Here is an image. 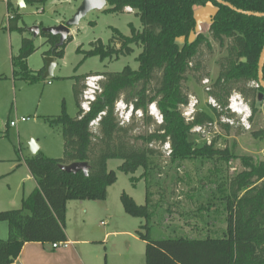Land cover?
<instances>
[{
    "label": "trees",
    "instance_id": "16d2710c",
    "mask_svg": "<svg viewBox=\"0 0 264 264\" xmlns=\"http://www.w3.org/2000/svg\"><path fill=\"white\" fill-rule=\"evenodd\" d=\"M224 1L241 10L264 12V0ZM207 3L215 7L208 33L226 49V55L218 60L219 72L210 94L224 107L232 90L236 89L249 100L252 113L257 112V92L263 89L249 84L258 81V58L264 44L263 16L242 14L215 0H107L109 12L127 11L126 7H130L139 17L141 27L131 26L130 35L113 29L108 43L98 40L92 42L88 50L78 48L77 51H83L85 57L117 60L138 50L135 57L138 67L133 69L126 65L120 71L97 72L104 77L100 82L101 92L85 113L79 107V98L88 74L76 78L73 85L78 105L76 115L69 117L63 113L49 120L50 126L59 128L62 133L63 157L49 158L37 152L26 158L25 164L37 187L22 199L19 208L0 211V221L8 226L7 238H0V264L12 263L26 242L65 240L66 202L104 200L107 186L116 179L115 171L107 169L110 158H120L119 169L127 174L142 168L140 178L146 183L145 204H137L126 193L121 194V202L127 213L145 219L140 227L144 231H138L146 242L145 264H264V160L254 162L251 156H241L243 169L225 179L218 177L215 191L198 199L204 201L197 209L199 220L206 224L207 216L224 213V226L205 230L204 235L194 237L178 233L174 226L172 236L160 239L151 237L148 226L158 207L150 188L161 181L156 178L158 164L153 159L159 151L149 146L150 143L168 140L170 161L178 164L203 157L214 158L217 165L218 160L227 163L236 157L228 148L216 149L214 143L195 146L191 140V129L195 125L212 124L220 116L216 108L209 105L211 112L196 111L191 120H186L181 111V106L188 102L185 83L191 77L198 79L194 74L202 69L198 58L200 47L202 44L211 47L203 33L189 40L196 26L194 6ZM41 35L48 47L43 54L57 59L64 55L65 45L72 38L69 36L62 46L56 47L58 36L44 32ZM181 37L183 44L177 41ZM35 50L33 39L22 37L17 64L23 78L30 81L44 78L43 67L33 73L24 64ZM262 73L264 80V65ZM121 96L132 105L131 119L135 118V111L141 110L145 121H149L148 106L154 103L162 116L156 129L134 136L132 125L119 124L114 109ZM98 115V129L94 132L90 122ZM223 126L230 128L228 124ZM252 136L263 138L264 129L252 132ZM73 161H87L88 175L82 171L63 172L58 167L59 163ZM218 168L216 166L208 175L211 181L217 176ZM200 187H204L202 183ZM217 201H225L222 210ZM166 211L172 214L170 209Z\"/></svg>",
    "mask_w": 264,
    "mask_h": 264
},
{
    "label": "rangeland",
    "instance_id": "374dc122",
    "mask_svg": "<svg viewBox=\"0 0 264 264\" xmlns=\"http://www.w3.org/2000/svg\"><path fill=\"white\" fill-rule=\"evenodd\" d=\"M79 2L80 0H25V6L19 7L18 0H0V200L7 197L19 198L31 188L33 182L27 179L26 175L30 174L25 164V159L32 156L28 145L31 139L37 143L38 151L44 156L55 159L63 157L62 133L59 128L51 127L49 120L63 113L69 117L76 115L78 105L73 85L77 77L97 72L120 71L126 65L133 69L138 67L135 60L138 50L117 60H101L98 56L85 57L83 51H77L78 48L88 50L91 43L98 40L108 43L113 29L130 35L131 26L137 29L141 27L139 17L133 12H109L106 10L109 5H106L102 10L89 11L78 25L71 27L72 38L65 45L64 55L57 59L53 75L33 81L23 78L17 56L22 37L32 38L27 28L33 24L45 27L52 25L57 18L66 19ZM200 9L206 10L207 14L211 13L203 6H194L197 20L195 31L190 34L189 40H193L197 33H203L207 35L211 47L201 45L198 58L201 60L202 69L194 74L198 79L191 77L185 83L188 100L192 97L198 100L195 112L192 116H185L186 120H191L196 111L201 109L211 112L207 101L211 94L206 88L212 89L219 72L218 60L226 55L225 47H220L208 33V19L197 16ZM17 27L24 31L20 32ZM177 41L183 44L184 38H178ZM33 42L36 50L24 60V64L28 71L34 73L44 65L43 53L48 47L42 35L33 39ZM205 78L209 79L208 84H204ZM234 92L240 93L234 89L230 94ZM117 103L118 107L127 104L122 96L115 103V107ZM149 106V121H145L141 111V115H135L134 119L130 118L129 122L122 123L116 108L114 110L119 124L132 125L131 134L136 136L154 131L160 123L150 112ZM256 107L258 112L257 115L253 114L249 130H244L240 125H229L230 128L226 129L219 121L221 115L211 125L191 129L190 137L195 146L214 143L216 149L228 148L236 157L227 163L218 160L215 165L214 158L203 157L185 160L180 164L172 163L168 140L149 144L159 151L153 159L158 164L156 172L159 173H156V178L161 180L158 186L150 188L153 192L151 197L158 206L148 221L153 239L172 236L174 226L178 233L192 237L204 235L205 230L224 226V213L206 215V224L199 220L197 209L204 201L198 199L215 191L218 177L225 179L242 170L244 166L241 156H251L254 162L264 160V138L257 139L252 136V132L262 130L257 117L264 118V103L257 101ZM184 110L190 111L182 105L183 114ZM226 115L234 118V121L238 120L237 116L228 111ZM21 117L25 120L21 121ZM11 121L15 123L11 125ZM90 129L97 132L98 122L90 126ZM137 142L140 143L141 140ZM121 163L120 158L107 160V169L115 171L116 179L107 186L104 200L71 199L66 202L64 228L70 234H80L82 238L96 240L97 244L93 247L98 249L100 264H145V244L138 234L145 219L132 216L124 210L121 194L126 193L137 204L144 205L146 183L140 178L142 168L133 174H127L119 169ZM216 166L219 167L217 176L211 181L208 175ZM16 204L17 207L20 206L18 201ZM217 205L222 210L225 201H217ZM166 208L172 211L171 215L167 214ZM202 213L205 215L204 210ZM110 230L117 233L110 235L107 240L103 239L105 232Z\"/></svg>",
    "mask_w": 264,
    "mask_h": 264
},
{
    "label": "crops",
    "instance_id": "0c3cea01",
    "mask_svg": "<svg viewBox=\"0 0 264 264\" xmlns=\"http://www.w3.org/2000/svg\"><path fill=\"white\" fill-rule=\"evenodd\" d=\"M203 7L209 9L211 13L207 14L206 10L200 9V11L197 13V16L200 19L201 18L208 19V24H210V19L215 11V7L211 3H207L203 5ZM62 20L63 19L57 18L54 20L52 24H56L58 22H61ZM47 83H50V81L47 80ZM257 112L255 113L256 115ZM257 118L259 119V123L261 124V126H259L260 129H264V118L260 116H258ZM28 172L30 175H26L27 179L33 182L31 183V188L27 192H23L19 196V198L7 197L6 199L0 200V202H2L0 204V211L6 210V208L9 209L19 208L21 206L22 199L26 197L34 188L37 187V182L33 177V175L31 174V172L29 171V169ZM17 201L18 203H20L19 207H17L16 204ZM64 231H65V241L69 242V245L67 247L53 248L51 246V242H26L23 244L18 256L10 264H14L15 262H19L20 264H100V254L98 253V249H95V247H93L95 246L94 244H97L96 240H91L85 237L82 238L80 234L78 235L72 233L70 234L66 228H64ZM115 233L117 232L112 230L106 231L103 239L107 240L110 237V235ZM7 235H8L7 223L5 221H0V238L6 239ZM144 244H146L145 241ZM144 252H145V245H144Z\"/></svg>",
    "mask_w": 264,
    "mask_h": 264
},
{
    "label": "built area",
    "instance_id": "2783aa9c",
    "mask_svg": "<svg viewBox=\"0 0 264 264\" xmlns=\"http://www.w3.org/2000/svg\"><path fill=\"white\" fill-rule=\"evenodd\" d=\"M126 10L131 11V8L126 7ZM103 79H104L103 75L96 74V73L88 74L85 76L84 81H83V89L81 91L80 98H79V107L82 110V113L89 111L91 103L96 99L97 95L101 92L100 82ZM203 82L204 84H208L209 79L205 78ZM250 85L255 88L260 87L258 81H251ZM206 91H210V89L207 87ZM207 101L210 106L216 108L221 113L219 121L222 124L240 125L244 130L251 129L250 120L253 117L252 108L250 104L248 103V101H246L240 93L234 92L230 94V96L228 97V105L224 107L220 105V103H218V101H216V99L212 95H209V98ZM262 102L264 103V99L262 100ZM197 103H198V100L194 97L188 100L185 107L190 109V111L184 110L183 111L184 114L182 113L183 116L184 117L192 116V114L195 112V106ZM115 108H116V112H118V117L120 118L122 123L130 121V118L132 116V105L131 104L128 105L124 103L122 107H118V103H117ZM149 108H150V112L154 114V116L158 119L159 122H161L162 116L157 110L155 104L154 103L150 104ZM238 108L242 109L243 111L240 112ZM227 111L237 116L238 120L234 121V118L226 115ZM135 115L137 116L141 115V110L135 111ZM99 118H100V115H98L95 119H93L90 122V126L95 125L98 122ZM20 120L24 121L25 118L21 117ZM14 123H15L14 121L10 122L11 125H13ZM194 127L198 129L202 128L201 125H195ZM68 245H69V242L65 240L60 241V242L51 243V246L53 248L67 247ZM14 264H20V263L15 262Z\"/></svg>",
    "mask_w": 264,
    "mask_h": 264
},
{
    "label": "water",
    "instance_id": "95a60500",
    "mask_svg": "<svg viewBox=\"0 0 264 264\" xmlns=\"http://www.w3.org/2000/svg\"><path fill=\"white\" fill-rule=\"evenodd\" d=\"M216 2L226 5L231 9L240 12L246 15H253L257 17H264V12L251 11V10H241L233 6L227 1L224 0H215ZM19 7L25 6L24 0H18ZM107 0H80L74 12L66 19L56 24L48 25L45 27H40L38 24H33L27 28V31L31 33V37L35 39L40 36L41 33H49L53 36H58L57 46H62L71 35V27L79 24L80 20L91 10H102L106 7ZM44 65L43 67V76L48 77L53 75V71L57 66V58L53 55H44L43 56ZM264 65V44L258 58V68H257V80L262 91L257 92V101L262 102L264 97V80L262 68ZM29 151L31 155L37 153L39 146L35 143L34 140H30ZM58 167L63 172L76 173L77 171H82L84 175H88L89 164L87 161H73L70 163H59Z\"/></svg>",
    "mask_w": 264,
    "mask_h": 264
},
{
    "label": "bare ground",
    "instance_id": "6f19581e",
    "mask_svg": "<svg viewBox=\"0 0 264 264\" xmlns=\"http://www.w3.org/2000/svg\"><path fill=\"white\" fill-rule=\"evenodd\" d=\"M238 110H240V112H241V111H243V110H242V109H240V108H238Z\"/></svg>",
    "mask_w": 264,
    "mask_h": 264
}]
</instances>
